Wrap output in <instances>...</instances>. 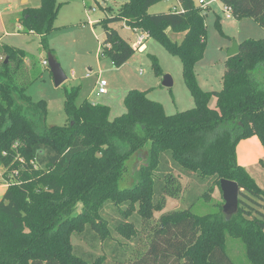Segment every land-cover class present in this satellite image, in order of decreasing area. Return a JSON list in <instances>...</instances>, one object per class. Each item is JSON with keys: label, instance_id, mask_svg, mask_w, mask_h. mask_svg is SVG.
I'll use <instances>...</instances> for the list:
<instances>
[{"label": "trees", "instance_id": "trees-1", "mask_svg": "<svg viewBox=\"0 0 264 264\" xmlns=\"http://www.w3.org/2000/svg\"><path fill=\"white\" fill-rule=\"evenodd\" d=\"M160 1L127 0L94 24L104 30L98 56L116 67L136 48L110 26L114 22L145 32L180 59L195 104L174 114L149 99L147 90L131 89L123 99L125 111L110 119L106 105L85 99L77 104L79 87L72 86L65 92L66 123L43 126L45 101L25 92L31 65L26 53L0 43V184H6L0 264H232L226 235L243 243L250 264H264V190L236 159L241 139L255 135L264 145V38L238 43V53L225 59L221 89L203 90L194 67L206 48L209 7L177 0L178 9L150 13ZM218 1L264 28V0ZM59 5L40 0L38 7L24 9L19 23L44 42ZM215 25L220 30L218 17ZM167 29L181 34L179 41ZM150 57L159 74L157 59ZM213 96L215 107L209 104ZM173 170L216 186L220 179L235 181L247 200L238 199L229 221L220 205L203 215L191 206L171 210L155 222L153 212L163 208L164 197L182 190ZM212 188L193 186L185 199H206ZM77 204L82 211L75 210ZM109 204L121 216L112 223L104 216ZM73 235L103 253L84 251L71 242Z\"/></svg>", "mask_w": 264, "mask_h": 264}, {"label": "rangeland", "instance_id": "rangeland-1", "mask_svg": "<svg viewBox=\"0 0 264 264\" xmlns=\"http://www.w3.org/2000/svg\"><path fill=\"white\" fill-rule=\"evenodd\" d=\"M125 1L127 0H56V3L60 5L52 22L53 28L46 34V41L43 42L40 35L25 32L19 23L24 9L38 7L40 0H27L26 2L23 0H2L3 5L9 6L5 10L1 8L5 26L0 28V43L21 48L26 53V59L31 65L24 80L25 92L33 101H45L47 110L43 126L66 123L65 92L72 86L79 87L77 104L85 99L92 104L106 105L110 109V119L125 111L123 99L131 89L147 90V97L160 102L166 114H174L194 106V99L183 79L180 59L167 51L161 43L152 37L147 35L144 47L136 48L121 66H114L111 59L106 56H98L100 44L104 40V30L100 24L94 23L98 21V18L102 19L116 13ZM194 1L200 5V0ZM85 4L95 8L90 13L93 24L87 20ZM208 7L205 17L207 44L203 57L195 64L194 72L196 83L201 89L219 91L222 87L224 62L229 47L234 41L240 43L249 38H264V28L249 17L238 18L231 14V17L227 18L223 10L224 5L218 0L211 2ZM174 8L178 9L177 0H162L151 5L148 11L150 13L168 12ZM217 17L220 30L215 25ZM110 26L116 29L119 35L130 44H133L136 38L143 33L125 26L123 22H114ZM5 31L7 34H3ZM167 34L176 41H179L181 37V34H175L170 29H167ZM44 43L50 51L44 47ZM48 54L55 58L66 75L65 81L58 86H55L53 82L48 64L42 63L43 60L47 61ZM150 55L157 59L161 68L159 74H156L152 68ZM97 71L100 72V78L107 82V90L102 94L98 93L95 86ZM254 72L256 75L259 71L255 70ZM164 75L171 77L172 85L170 87L162 85ZM209 104L211 107H215L216 98L214 96ZM258 140L255 135L241 139L236 146V159L264 190V162L260 147L255 143ZM140 162L138 163L140 164ZM172 174L180 179L182 190L176 197H164L163 208L153 212L155 222L162 213L171 210L185 209L191 206L193 213L203 215L216 211L218 206L223 205L220 188L210 179L200 181L197 178L181 174L178 170H173ZM127 184L130 185L129 182ZM208 185L213 188L209 191L206 199L195 198L194 194L192 196L189 194L185 199L186 192L191 187L195 186L199 191H203ZM125 186V182L122 181L120 187ZM239 198L247 200L240 191ZM75 210L82 211L83 204H77ZM104 216L111 223L121 217L114 211L112 204L104 208ZM71 242L86 252L95 255L103 253L101 248H91L84 240L78 237L74 238V235L71 237ZM225 253L232 264H250L245 257L244 245L239 239L226 235Z\"/></svg>", "mask_w": 264, "mask_h": 264}, {"label": "water", "instance_id": "water-1", "mask_svg": "<svg viewBox=\"0 0 264 264\" xmlns=\"http://www.w3.org/2000/svg\"><path fill=\"white\" fill-rule=\"evenodd\" d=\"M238 51V43L234 41L227 51V57L237 54ZM47 64L55 86H58L64 82L66 75L64 74L59 63L51 54H48ZM162 85L166 87H170L172 85V79L169 75H164ZM219 188L223 199L222 212L225 216V220L229 221L230 218L237 212L240 188L235 181L228 179H220Z\"/></svg>", "mask_w": 264, "mask_h": 264}, {"label": "built area", "instance_id": "built-area-1", "mask_svg": "<svg viewBox=\"0 0 264 264\" xmlns=\"http://www.w3.org/2000/svg\"><path fill=\"white\" fill-rule=\"evenodd\" d=\"M61 1H64V0H61ZM213 1H216V0H211V1H209V2H205L204 0H200V6H202V7L209 6V4H210L211 2H213ZM85 6L87 7V8H86V16H87V20H88L89 23H92V24H93V19L90 17V13H91L92 11H94L95 8L92 7V6L86 5V4H85ZM223 10H224V12L226 13V17H227V18H230V17H231V14H232L230 6L224 5ZM143 33H145V32H143ZM145 34H146V33H145ZM146 35H147V34H146ZM144 39H145V36H143V35L141 34V35H139V36L136 38V40L133 42L132 45H133L135 48H138V47H140V46L142 45V42H143ZM42 63H43L44 65H47V61H46V60H43ZM86 76H89V74H86ZM95 86L97 87V91H98L99 94L105 93L106 90H107V89H106L107 82H106V80L100 78V72H99V71H97V81H96V83H95Z\"/></svg>", "mask_w": 264, "mask_h": 264}, {"label": "crops", "instance_id": "crops-1", "mask_svg": "<svg viewBox=\"0 0 264 264\" xmlns=\"http://www.w3.org/2000/svg\"><path fill=\"white\" fill-rule=\"evenodd\" d=\"M23 1L26 2L27 0H23ZM2 5H3L2 0H0V28H3L5 26L4 20L2 19L1 8L5 10L9 6V5H7V6L3 5V7H2ZM104 11L106 12V10H104ZM98 20H99V18H98ZM3 34H7V32L5 31ZM142 35L145 36V39L143 40L142 45L140 46L141 48L144 47V41L146 40V37H147V35L145 33H142ZM0 40H1V36H0ZM252 143H254V142H252ZM255 143H257L260 147L261 155H262L263 162H264V146L261 145L259 140H258V142H255ZM5 187H6V184H0V196L1 197H2V194L4 192Z\"/></svg>", "mask_w": 264, "mask_h": 264}]
</instances>
